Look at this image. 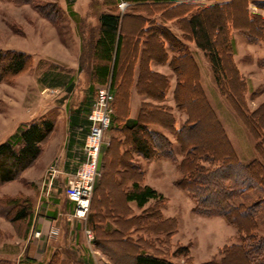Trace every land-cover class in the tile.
<instances>
[{"label": "rangeland", "instance_id": "rangeland-1", "mask_svg": "<svg viewBox=\"0 0 264 264\" xmlns=\"http://www.w3.org/2000/svg\"><path fill=\"white\" fill-rule=\"evenodd\" d=\"M184 2L185 9L191 13L210 5H222L216 16L233 22V27L229 22V41L222 52L227 57L231 72H237V111L250 117L252 111L264 104V0ZM119 4L118 11H115L118 14L125 10L121 11ZM108 6L106 0H74L71 4L65 0H0V54L16 52L30 57V63L22 72L0 82V144L6 142L18 126L26 125L32 116L36 115L37 118L44 113L55 119L59 93L42 87V74L58 63L65 48L67 57L73 56L76 37H82L85 41L87 36L96 37L98 16L109 9ZM177 12L172 16L179 15L180 10ZM218 36L220 47L222 35ZM62 47H65L63 51ZM212 81L210 74L209 79L204 78V86L210 93L220 124L239 162L247 165L254 160L261 161L257 150L264 151V127L258 132L259 140L255 139L231 108L227 98L216 92ZM191 105L195 119L200 122L188 138L195 146L200 144L199 152L209 150L216 155L225 152V142L205 109L195 102H191ZM197 112L202 114V121L197 118ZM174 151L179 162L182 156L180 149ZM49 165L45 167L40 161L23 172L18 180L0 184V264L69 263L61 258V253H55V258L47 262V258L42 256L44 245L34 243L29 237L37 204L45 193L42 181L45 168ZM217 165L208 166L206 163L204 167L217 170ZM175 169H178L176 164H171L170 170L176 172V176L166 171V180H159L164 200L150 202L146 206L145 219L140 217L131 220L134 229H130L129 239L138 243V250L165 255L176 264H245L237 250L230 256L225 253L226 248L238 242L235 229L221 217H205L195 213L190 195L176 185L180 175ZM234 184H237V180ZM234 193L236 197L233 203L238 205L242 200L237 199V192ZM255 194L258 193L254 190L247 193L248 196L243 199L245 206L256 201ZM113 200L117 206L121 205L122 200L118 195ZM12 203L19 208L27 207L29 214L25 221L15 219L16 211ZM160 207L162 212L158 211ZM255 216L259 224L256 236L264 243V203ZM158 218H173L175 232L170 236L159 233ZM80 225L75 244L65 242L58 245V248L71 247L76 250L73 264H134L133 252L136 248L133 243L130 247L124 246L112 237L109 239H112L113 244L97 246L95 241L85 239L84 223ZM257 242L252 244L257 245ZM77 250L82 254L79 255ZM70 253L65 252L64 258L70 259ZM252 255L258 264H264L263 246L259 251L252 250Z\"/></svg>", "mask_w": 264, "mask_h": 264}, {"label": "crops", "instance_id": "crops-1", "mask_svg": "<svg viewBox=\"0 0 264 264\" xmlns=\"http://www.w3.org/2000/svg\"><path fill=\"white\" fill-rule=\"evenodd\" d=\"M181 2H126L130 8L119 14L108 6L109 9L98 16L96 37L87 36L86 41L76 37L73 56L67 57V50L62 47V51L65 48L63 52L66 58L62 55L56 65L43 72L42 87L59 93L58 110L55 119L52 115L42 113L41 117L32 116L25 123L29 126L44 118H49L53 123L51 132L40 143L39 157L25 171L40 161L45 167L50 164L48 168L44 167L46 171L44 169L42 189L45 193L37 204L29 235L34 243L44 245L42 256L47 258V262L55 258V253H61V258L69 261L66 264H73L76 250L71 247L58 248V245L75 244L76 232L82 223L85 239V231H90L92 241L110 242L114 229L129 227V221L142 216L146 206L154 202L151 200L138 208L136 202L127 201L126 196L132 184L149 187L162 195L164 192L159 180H166L167 172L176 176V172L170 170L171 164L175 162L159 156L145 159L135 150L126 123H137L144 127V130H140L144 132L138 135L143 141L153 142L156 146L163 138L173 151L178 149L175 131L187 123L188 116L185 111L178 109L176 102L185 95L192 97L194 91L190 86L195 84L219 118L210 93L204 86V78L209 79L210 74L215 86L211 64L207 54L196 46L185 27L189 14L181 9L179 15L172 16L178 14ZM103 14L119 16L118 32L123 40L117 63H114L113 51L106 63V72L101 76L98 71L101 63L94 47L103 38L99 21ZM98 86H106L113 93V128L122 130L113 129L105 135V145L98 163L102 175L95 183L90 215L82 221L72 216L73 203L65 195V185L84 159L82 147L89 128L87 115ZM214 88L219 93L216 86ZM23 126H18L15 132ZM53 165L57 173L48 186L47 170ZM115 195L122 200L120 206L114 203ZM65 252H71V260L64 258ZM80 252L77 250L79 255L82 254Z\"/></svg>", "mask_w": 264, "mask_h": 264}, {"label": "trees", "instance_id": "trees-1", "mask_svg": "<svg viewBox=\"0 0 264 264\" xmlns=\"http://www.w3.org/2000/svg\"><path fill=\"white\" fill-rule=\"evenodd\" d=\"M66 1L69 4L74 2V0ZM119 1L106 0V3H108L113 11L117 12ZM121 1L140 4H175L183 1L181 2L180 8L189 14L185 27L194 39L196 46L204 50L207 54L218 92L224 99L227 98L231 108L238 114L247 130L253 134L255 139L259 140L258 132L264 127V122L262 121L264 119V112L261 113L264 109V104L252 111L250 117L246 115L245 117L237 111V91L235 90V86L237 87V72L235 71V74L231 72L227 57L222 52L225 45H228L229 24L231 23L233 27V22L216 16L219 9H222V5H210L202 8L200 11L191 13L185 9L186 5L184 0ZM224 7L226 8L227 6L225 5ZM129 8L127 6L124 11H127ZM99 21L103 38L96 44L94 51L100 60L99 63H101V66L98 68L99 74L103 76L107 69L106 63H108L111 52L113 51L115 54L114 63H117L123 38L118 32V15L103 14L100 16ZM219 34L222 35L220 47H218ZM29 63L30 57L22 53L11 52L6 55L0 54V64H2L0 66V82L19 74ZM190 88L194 91L193 96H189L188 98L185 95L176 102L178 109L185 111L188 116L187 123L175 131L176 140L182 155L179 162L170 144L163 138L155 146L153 142L151 144L139 138L138 135L144 132H140V130H144L142 125L137 123L130 124L129 122L125 124V127L131 132V137L135 143V150L145 159L159 156L176 163L180 175L179 180L176 181V185L190 195L194 204L193 210L195 213L205 217H221L228 225L235 229L239 244H234L226 248V255L228 254L230 256L237 250L245 264H258L253 258L252 250L259 251L262 246L264 247V243L256 236L259 231V224L255 216L260 211L262 203H264V151L259 152L257 150L261 156V161L254 160L247 165H242L231 148L224 129L214 111L207 103L199 86L195 84L190 86ZM192 98H194V101ZM191 102L198 103L203 110L205 109L212 124L225 142L227 147L225 152L218 153L217 155L209 150L199 152L198 148H200V144L199 146H195L188 138V135L200 122L195 119ZM113 103L112 108L114 107ZM196 116L202 121V114L197 112ZM112 117L108 131L114 129ZM52 128V121L49 118H44L29 126L24 125L11 135L6 142L0 144V184L18 180L21 174L37 160L41 153L40 143L51 132ZM114 130L121 131L122 129ZM206 163L208 166L218 164L217 166L219 167L217 170H211L204 167ZM101 175L102 172L100 171L99 178ZM236 180L237 184H234ZM253 190L258 193L257 195L255 194L256 201L249 206H245L243 199H246L248 196L247 193ZM94 191L91 201L94 196ZM234 192H237V199L242 200L238 205L233 203V199L236 197L234 196ZM126 200L134 201L138 208H142L151 200L154 202H162L164 197L149 187H141L138 183H133L130 193L126 196ZM12 204L13 209L16 211L15 219L25 221L29 214L27 207L19 208L17 204ZM144 216H146L145 212L140 217L145 219ZM158 221L160 223L157 229L159 233L162 232V234L170 236L175 232L176 223L173 218L159 219ZM130 222L129 227H127L128 229L121 226L119 229H114L111 232L112 235L110 238L113 237L118 244L124 246L130 247L133 243L136 248L133 252L134 264H176L165 255L158 253L150 254L141 249L138 250V243H134L129 239L130 229L133 228ZM112 239H109L110 242H96L97 246L101 244L100 246L105 247L106 244H110L111 242L113 244ZM255 241H258L257 245L255 243L254 245L252 244Z\"/></svg>", "mask_w": 264, "mask_h": 264}, {"label": "built area", "instance_id": "built-area-1", "mask_svg": "<svg viewBox=\"0 0 264 264\" xmlns=\"http://www.w3.org/2000/svg\"><path fill=\"white\" fill-rule=\"evenodd\" d=\"M126 7V3L119 4L121 11ZM113 100L114 95L108 87H97L94 102L87 115L89 128L82 147L84 159L76 172L66 181L65 195L73 203V218L78 220H86L90 212L94 186L100 175L99 157L102 147L105 145V135L110 127L113 114ZM56 173L57 169L54 165L47 170L48 186L51 185ZM85 232L87 240L92 241V233Z\"/></svg>", "mask_w": 264, "mask_h": 264}]
</instances>
